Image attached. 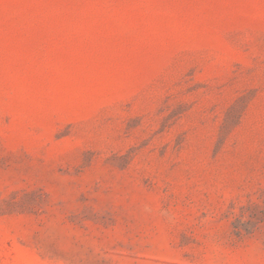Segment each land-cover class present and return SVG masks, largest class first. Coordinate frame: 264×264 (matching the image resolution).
<instances>
[{"label": "rangeland", "instance_id": "rangeland-1", "mask_svg": "<svg viewBox=\"0 0 264 264\" xmlns=\"http://www.w3.org/2000/svg\"><path fill=\"white\" fill-rule=\"evenodd\" d=\"M0 264H264V0H0Z\"/></svg>", "mask_w": 264, "mask_h": 264}]
</instances>
